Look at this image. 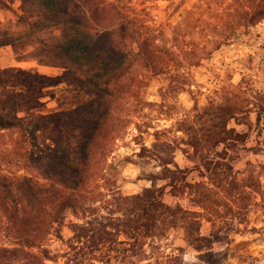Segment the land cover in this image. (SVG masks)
Masks as SVG:
<instances>
[{
    "label": "rangeland",
    "instance_id": "1",
    "mask_svg": "<svg viewBox=\"0 0 264 264\" xmlns=\"http://www.w3.org/2000/svg\"><path fill=\"white\" fill-rule=\"evenodd\" d=\"M120 1L123 20L132 19L143 40L159 45L161 52L153 67L139 58L132 62L133 75L116 103L125 126L106 174L79 192L82 204L98 215H120L125 206L119 207L120 196L142 192L151 185L150 175L161 169L157 160L140 155L158 137L177 148L174 159L191 170L190 182L204 181L214 190L207 203L213 209L169 189L165 201L201 212L202 235L219 232L222 240L212 252H199L182 230L174 229L149 247L150 261L138 264H264V18L249 27L236 26L243 5L263 10L264 0ZM71 8L72 14L82 10L80 5ZM74 32L65 17L38 0H0V108L38 129L36 137L0 130L1 170L45 177L46 162L25 160L27 150L40 153L57 143L68 150L78 144L87 117L106 96L107 87L92 83L96 63L79 62L59 50ZM129 46L127 41L123 54ZM231 115L242 124L234 118L228 122ZM227 122L228 128L240 130L253 122V128L244 143L228 150L219 182L213 184L193 169L201 157L187 143ZM217 151L211 155L216 160L221 159ZM86 214L68 211L64 224H56L44 243L55 254H66L73 223L85 222ZM16 236L0 208V245ZM46 264L73 263L63 255Z\"/></svg>",
    "mask_w": 264,
    "mask_h": 264
},
{
    "label": "trees",
    "instance_id": "2",
    "mask_svg": "<svg viewBox=\"0 0 264 264\" xmlns=\"http://www.w3.org/2000/svg\"><path fill=\"white\" fill-rule=\"evenodd\" d=\"M38 1L65 17L76 31L72 38L59 44V50L75 56L79 62L96 63L92 83L107 87L108 92L87 117L78 144L68 150L59 143L40 153L27 150L25 160L46 162L45 177L0 169L2 219L17 233L10 244L0 245V264H46L47 260L55 261L63 255L73 264H138L150 261L153 257L149 247L174 229L182 230L185 241L197 251L212 252L214 244L222 240L219 232L202 235L201 212L190 210L181 202L169 204L165 195L168 189L177 197L188 193L197 206L213 209L207 203L211 202L214 190L207 187V182H190L191 170L180 167L174 159L177 148L158 137L152 148L144 145L140 155L154 158L161 169L150 175L151 185L142 192L120 196L119 207L125 205L120 215L114 212L98 215L82 204L79 192L106 174L107 160L121 127L125 126L116 103L133 75L132 62L139 58L144 65L153 67L161 50L159 45L153 47L143 40L132 19L127 16L123 20L124 6L120 0ZM73 5H80L82 10L72 14ZM239 17L236 26L249 27L264 18V9L253 10L243 5ZM127 41L130 50L123 54ZM169 53L174 50L169 49ZM233 118L242 124L235 115L228 122ZM260 121L258 115V124ZM228 122L221 128L207 129L204 138L195 136L187 143L201 157L200 164L193 169L208 175L213 184L219 182V170L226 165L223 160L228 150L244 143L253 128V122L247 123V130L228 128ZM12 129H18L25 137L31 134L36 137L38 131L24 119L0 108V130ZM221 145H225L224 149L218 152L216 148ZM213 151L221 159L212 157ZM161 181L165 183L160 185ZM68 211L90 215L86 214L83 223H73L74 235L67 243L69 251L55 254L44 241L56 224H64Z\"/></svg>",
    "mask_w": 264,
    "mask_h": 264
}]
</instances>
